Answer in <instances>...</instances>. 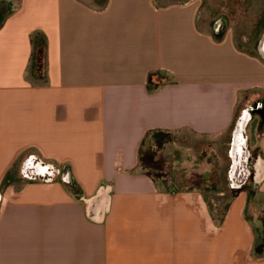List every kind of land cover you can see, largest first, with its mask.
Returning <instances> with one entry per match:
<instances>
[{
    "label": "crops",
    "instance_id": "1",
    "mask_svg": "<svg viewBox=\"0 0 264 264\" xmlns=\"http://www.w3.org/2000/svg\"><path fill=\"white\" fill-rule=\"evenodd\" d=\"M0 2V264H264L239 189L264 191L259 117L246 148L231 144L237 117L264 104V28L250 53L198 18L199 0ZM153 131L226 138L239 191L222 218L141 167ZM22 160L50 167L23 182Z\"/></svg>",
    "mask_w": 264,
    "mask_h": 264
},
{
    "label": "rangeland",
    "instance_id": "2",
    "mask_svg": "<svg viewBox=\"0 0 264 264\" xmlns=\"http://www.w3.org/2000/svg\"><path fill=\"white\" fill-rule=\"evenodd\" d=\"M163 1L182 2L186 0ZM199 3V19H203L209 26H216V23H220L219 31L224 28L225 33L233 35L242 50L256 53L257 39L264 28V0H199ZM8 10L9 4L0 2V20ZM33 72L34 70L32 75ZM42 73L43 67L41 68ZM250 107L252 109L249 108L248 112L252 121L247 132H251L259 121L258 118L254 119L258 116L253 110L254 106ZM228 148V141L225 137L208 139L189 132L159 135L154 133L145 139L142 148V166L158 183L169 177L173 182V184L168 182L171 187L197 188L204 195L211 212L219 219L223 217L232 195L239 189L245 190L248 195L246 216L252 224L256 245L264 246V191L254 185L234 188L228 180L230 164ZM252 158L249 159L250 162ZM174 159L191 160L195 163L192 166L183 167L181 162L175 164ZM202 165L204 168H201ZM28 170L26 166V174H29ZM14 174L23 182L26 179L29 180L24 177V160L18 163ZM163 186L166 187V184Z\"/></svg>",
    "mask_w": 264,
    "mask_h": 264
},
{
    "label": "trees",
    "instance_id": "3",
    "mask_svg": "<svg viewBox=\"0 0 264 264\" xmlns=\"http://www.w3.org/2000/svg\"><path fill=\"white\" fill-rule=\"evenodd\" d=\"M32 44H33V56H32L33 58L32 59H33V69H34L33 76L37 80H41L42 79L41 68L43 66V60H44V43H43V40L41 38H34L32 41ZM256 113L260 117V127H263L264 126V107L261 108L260 110L256 111ZM154 133L159 135L161 133L163 134L164 132L153 131L144 137V140L142 141V146H141L140 151H139V162H140L141 167L144 170H146V168L144 166H142V156H143L142 148L144 146L145 139L147 138V136L150 134H154ZM10 174H11V172H8L7 176L9 177ZM147 174L149 175L148 172H147Z\"/></svg>",
    "mask_w": 264,
    "mask_h": 264
},
{
    "label": "water",
    "instance_id": "4",
    "mask_svg": "<svg viewBox=\"0 0 264 264\" xmlns=\"http://www.w3.org/2000/svg\"><path fill=\"white\" fill-rule=\"evenodd\" d=\"M262 53H264V41L262 42V47H261ZM250 120V114L248 111H244L237 119L234 127V131L232 134V148H239V146H244L245 148L247 147V142H246V137H245V128ZM50 167L47 164H39L38 165V170L43 171L44 169H47ZM25 168L26 165L24 164V175L25 173ZM64 183L68 186L71 187L70 183L68 181H64Z\"/></svg>",
    "mask_w": 264,
    "mask_h": 264
},
{
    "label": "flooded vegetation",
    "instance_id": "5",
    "mask_svg": "<svg viewBox=\"0 0 264 264\" xmlns=\"http://www.w3.org/2000/svg\"><path fill=\"white\" fill-rule=\"evenodd\" d=\"M264 104H255L254 103V107H253V110H255V111H258V110H260L261 108H262V106H263ZM251 109H252V107H251ZM34 166V165H33ZM33 166H31L30 168H29V173H32V172H34V171H37V169H38V167H33ZM236 173H237V178H239V177H241L242 175H240V170L238 169V170H236ZM246 173V172H245ZM233 186H234V188L235 187H238L239 186V183H237V184H233Z\"/></svg>",
    "mask_w": 264,
    "mask_h": 264
},
{
    "label": "built area",
    "instance_id": "6",
    "mask_svg": "<svg viewBox=\"0 0 264 264\" xmlns=\"http://www.w3.org/2000/svg\"><path fill=\"white\" fill-rule=\"evenodd\" d=\"M219 24H220V23H216V31H217V32H218L219 29H220V25H219ZM61 177H62L63 182H64V181H68V182L70 183V185H71V179H70L69 175L67 176V175L64 173V175L61 176Z\"/></svg>",
    "mask_w": 264,
    "mask_h": 264
}]
</instances>
